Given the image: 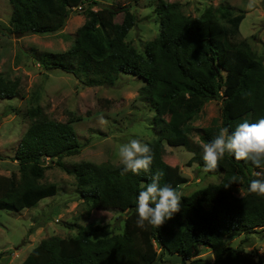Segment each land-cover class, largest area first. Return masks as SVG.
Returning <instances> with one entry per match:
<instances>
[{"label":"trees","instance_id":"16d2710c","mask_svg":"<svg viewBox=\"0 0 264 264\" xmlns=\"http://www.w3.org/2000/svg\"><path fill=\"white\" fill-rule=\"evenodd\" d=\"M136 1V0H135ZM10 26L16 35L47 34L60 30L73 7L80 6L83 22L71 45L63 51L36 52L44 68H59L87 85H112L121 73L144 78L140 96L153 111L155 137L147 142L154 160L148 172L121 175L123 165L109 161L81 160L67 167L66 155L82 147L72 121L47 117L39 105L27 108L31 118L18 141L14 159L18 174H0V208L19 211L57 192L55 182L40 181L47 168L45 160L72 172L80 198L92 207H116L123 223L108 235L96 233L105 224H74L76 233L42 237L18 264H151L160 249L163 264H264V250L255 254L230 240L264 229V196L249 190L256 173H264L251 161L226 154L216 171L220 179L182 193L181 210L159 228L137 226V198L157 169L164 172L161 184L174 188L187 182L179 169L164 158V143L182 145L192 152L187 164L203 167L202 145L227 127L233 131L245 120L264 118V62L251 45L240 38L242 9L229 3L207 6L199 15L182 12L176 1L159 0L156 5L159 27L145 41L142 50L126 36L135 23L126 5H102L97 0H9ZM85 4V6H84ZM122 11V19L114 17ZM220 25L210 30V21ZM17 78L0 72V98L12 97ZM212 98L221 101L219 121L201 127L191 125L194 115ZM233 178L237 182H232ZM242 193H237V189ZM154 207V205H151ZM211 250L209 262L200 250ZM176 254L178 262L161 259ZM4 252L0 253L1 255Z\"/></svg>","mask_w":264,"mask_h":264},{"label":"rangeland","instance_id":"374dc122","mask_svg":"<svg viewBox=\"0 0 264 264\" xmlns=\"http://www.w3.org/2000/svg\"><path fill=\"white\" fill-rule=\"evenodd\" d=\"M158 1L97 0L93 8L126 5L135 15V23L126 40L137 50H142L145 41L158 31ZM164 1H176L182 12L191 16L199 15L209 5L229 3L235 10L242 9L245 13L239 24L240 38L246 40L264 62V0ZM10 13L9 0H0V72L8 78H17L19 82L14 96L0 98V174H18V162L13 157L31 120L26 110L34 105H39L47 117L59 121L81 116L71 123L82 147L78 153L66 155L62 160L69 168L81 160L118 164L121 144L132 138H141L147 143L155 137L151 124L153 111L139 94L144 83L142 76L121 73L112 85H87L82 82V75L77 78L59 68L46 69L36 61L33 55L36 52L63 51L71 45L77 27L84 20L81 10H71L63 27L47 34L16 35L10 26ZM122 15L123 12L118 11L114 20L120 21ZM218 29L220 25L211 20V32ZM220 104L219 98L207 100L192 118L191 125L201 127L218 122ZM100 116L106 121L103 125L99 123ZM164 150L165 160L188 179L177 188L178 191L187 194L220 179L217 173L204 172L196 162L187 164L192 152L182 145L164 143ZM45 163L47 168L40 181L55 182L57 192L19 211L0 208V253L4 252L0 264H18L42 237L75 234L74 224H105L97 236L116 232L123 223V211L116 207H92L79 197L72 172L51 160H45ZM242 192V189H237V193ZM244 236H236L230 244H241L255 254L264 250V229L249 234L241 242ZM159 254L160 249L151 264H163ZM200 255L209 262L213 259L211 250L207 248H202ZM161 259L179 261L178 255L167 252L161 254Z\"/></svg>","mask_w":264,"mask_h":264},{"label":"clouds","instance_id":"9594fccd","mask_svg":"<svg viewBox=\"0 0 264 264\" xmlns=\"http://www.w3.org/2000/svg\"><path fill=\"white\" fill-rule=\"evenodd\" d=\"M77 7L73 9H79ZM98 119L101 125L106 123L103 116ZM202 149L204 172L216 171L226 154L234 155L236 160L251 161L257 168H264V118L255 122L245 120L233 131L224 127L212 141L203 144ZM118 156L123 165L121 175L148 172L154 160L152 147L141 138H132L121 144ZM256 175L259 178L251 181L249 190L264 196V173ZM163 176L164 172L157 169L146 189L138 194L136 211L137 226L140 228H144L146 223L159 228L181 210L182 193L170 184L162 185ZM232 182L237 181L233 178Z\"/></svg>","mask_w":264,"mask_h":264},{"label":"built area","instance_id":"2783aa9c","mask_svg":"<svg viewBox=\"0 0 264 264\" xmlns=\"http://www.w3.org/2000/svg\"><path fill=\"white\" fill-rule=\"evenodd\" d=\"M77 8H80V6L78 5V7Z\"/></svg>","mask_w":264,"mask_h":264}]
</instances>
